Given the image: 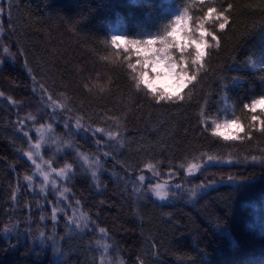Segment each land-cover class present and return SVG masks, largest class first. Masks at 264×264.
Masks as SVG:
<instances>
[{
  "label": "trees",
  "instance_id": "16d2710c",
  "mask_svg": "<svg viewBox=\"0 0 264 264\" xmlns=\"http://www.w3.org/2000/svg\"><path fill=\"white\" fill-rule=\"evenodd\" d=\"M212 2L232 5L221 46L209 50L190 98L156 103L135 87L109 27L118 21L130 40L161 34L174 10L187 8L195 21L199 0H18L0 32V264H264L255 228L264 219V133L225 141L203 123L226 94L248 131L243 104L264 90V71L246 64L264 55V0ZM76 121L118 135L74 132ZM49 126L34 158L53 175L71 164L75 176H57V190L41 195L24 179L35 174L24 152L38 142L36 129ZM190 164L199 170L189 174ZM141 174L166 184L169 199L147 188L138 198ZM81 214L89 228L78 232L69 220Z\"/></svg>",
  "mask_w": 264,
  "mask_h": 264
},
{
  "label": "snow or ice",
  "instance_id": "6c2138e0",
  "mask_svg": "<svg viewBox=\"0 0 264 264\" xmlns=\"http://www.w3.org/2000/svg\"><path fill=\"white\" fill-rule=\"evenodd\" d=\"M200 5L203 8L202 14L193 21V17L189 14L187 8L177 15L175 20L165 25L164 30L161 34L152 36L149 39H127L126 36L115 34L111 36L110 44L115 49H121L123 46V53L127 54L125 60L127 67L132 74V80L135 82L137 89H147L151 93L152 98L156 103L160 102H179L184 101L186 96L191 97L192 92L198 85V77L200 76L201 69L206 68L208 64V57L210 55L209 50L218 49L221 46V36L218 33H225L226 29L230 24L229 14L231 12L232 5H228L226 8L218 9L212 0H209L205 7V0H199ZM193 24L195 26L193 27ZM213 25L214 29L210 30L207 25ZM7 52L8 50L5 49ZM133 56L136 57L133 62ZM247 65L253 69H259L264 71V56H261L257 60H249L246 62ZM264 79V77H262ZM238 78H234L233 83H237ZM159 85V86H158ZM192 86L189 88V86ZM188 88L189 92L184 93V89ZM221 102L227 105L222 111L227 113L231 111V117L224 120L223 123H217L213 121L215 127L212 129V135L216 137H222L225 141L229 140H242L244 138L251 139L252 130H258L264 133V90L256 96L255 94L251 97L250 102L243 104V109H246L252 115L250 116L251 123L248 125V131L246 132L245 126L240 123L239 117L235 116V109L232 105L228 104L230 99L226 94L221 96ZM51 100V97H49ZM55 103V102H53ZM59 107V105H57ZM259 110V115L256 113ZM31 118V117H30ZM34 119V118H32ZM65 127H71L70 124L66 123ZM208 125H205L207 129ZM81 128L85 132L92 131L93 135L96 133H102L107 135L109 139L114 140L118 135V132H104V129L96 128L92 130L90 127H84L79 121H76L75 128L73 131H79ZM40 136V142L35 143L31 146L36 151L35 153L31 150L24 152V156L27 157L33 165H35L36 172L42 176L44 184L50 181V173L42 169V165L37 163L34 156H39V150L44 138V128L36 129ZM48 131H52L49 126ZM244 133V136H241ZM24 135L27 137L28 132L25 131ZM99 145V141H97ZM71 147V145H67ZM107 155V153H105ZM85 163L88 161L87 156L81 157ZM208 161H214L215 158L211 155L207 157ZM255 159V157H253ZM47 163V162H45ZM99 165V159L96 161ZM50 168L51 165L48 164ZM154 165L151 163L147 164V169L153 171ZM183 167V165H181ZM199 170L197 164H190L187 171L192 174L194 171ZM55 172L58 177L64 180H71L74 178L75 173L69 176L72 172V165L66 164L65 167L60 168L58 172L56 169H51ZM154 175L158 176L159 172H154ZM91 177L93 180L97 179V172L91 171ZM25 181L29 182L31 186L33 177L26 175ZM145 175L141 174L138 176V180L141 182L140 187L143 188L145 185ZM151 179V178H149ZM53 190H57V184L55 180L51 181ZM166 184L156 183L154 186L148 185L149 190L155 195L160 201H166L169 196V192L166 190ZM176 188H180L179 184L175 185ZM139 190V189H137ZM44 191V187H41V192ZM69 189L65 186L59 193L63 196L64 193L68 192ZM79 202L77 201V204ZM70 207V205H65ZM53 219H55L56 209H52ZM89 217L81 214L80 222L76 224L77 229H88L89 228ZM100 233H105V229H100ZM99 244V242H98ZM106 255L109 245H102Z\"/></svg>",
  "mask_w": 264,
  "mask_h": 264
},
{
  "label": "rangeland",
  "instance_id": "374dc122",
  "mask_svg": "<svg viewBox=\"0 0 264 264\" xmlns=\"http://www.w3.org/2000/svg\"><path fill=\"white\" fill-rule=\"evenodd\" d=\"M17 8H18V0H0V32L2 31V27H1V22L4 18L8 17L10 15L11 12H14V13H17ZM10 11V12H9ZM184 10H174L173 11V19L175 20L176 16L177 15H180ZM115 34H120V35H124V31L122 29V27L120 26V23L117 21L115 22L113 25H111L109 27V36H110V41H111V36L112 35H115ZM153 35H150V34H146L144 35L142 38H139V39H149V38H152ZM130 40V39H129ZM123 49V46H121V49L119 50H122ZM118 50V49H117ZM264 56V55H262ZM135 57V56H134ZM261 56H256L255 58H253V60H259ZM136 58V57H135ZM251 70L255 71V70H258V69H253L251 66H249ZM159 86V85H158ZM185 90V89H184ZM222 103V102H221ZM228 104L229 105H232L235 109V116L236 117H239V115L237 114L236 112V108L234 106V104H232L229 100H228ZM227 107V105H225L224 103H222L219 107H218V110H217V113L213 116V117H204L203 118V123H204V127L205 125H208L207 129H209L211 132H212V129L215 127L213 121H216L217 123H223L225 119L231 117L232 113L231 111L225 113L223 112L222 110L225 109ZM245 111H247L245 109ZM259 111V110H258ZM248 112V111H247ZM240 123L242 124V122L240 121ZM51 129H54V127H51ZM50 133V131H46L44 129V138H43V142H44V139H45V136L48 135ZM244 133H241V136L243 135ZM39 135V134H38ZM222 138V137H221ZM38 142H40V137L38 138ZM42 142V144H43ZM120 145H112V150H114L115 152L118 153V151L120 150L119 148ZM35 167V165H34ZM43 169V168H42ZM44 170V169H43ZM45 171V170H44ZM57 175L56 173L53 174H50V181L46 184H44V181H43V178L42 176L39 175V173L36 172V169H35V174H34V177H33V181H32V184L35 183L36 185H38L40 187V190H41V187L43 186L44 187V191L41 193V195H47L48 191H47V186H50L52 188V183L51 181L52 180H55L57 181L56 179ZM145 181L143 182V184L145 185V187L141 188L140 187V181L137 180V183H136V186L137 188L135 189V193H136V196L139 198L140 194L143 193V190L144 188H147L148 191L155 197V195L149 190L148 188V185H152L154 186L156 183H158L157 181H155L154 178H152L151 176H148L147 174H145ZM151 178V179H149ZM161 184V183H160ZM139 189V190H137ZM166 190L168 191V186L166 187ZM156 198V197H155ZM168 199H169V196H168ZM158 200V199H157ZM57 202V206L58 207H62L64 204H65V199L63 196H60L58 195L56 197V200ZM160 201V200H158ZM160 202H163V201H160ZM264 208V206H263ZM75 217V218H74ZM80 221V218H78L77 216H74L72 215V217L70 218L69 220V224L70 226L72 227H75L76 228V224L79 223ZM255 228L257 229V231L264 235V219L262 218H256L255 219ZM76 230L79 232L80 229H77ZM116 264H121V263H116Z\"/></svg>",
  "mask_w": 264,
  "mask_h": 264
}]
</instances>
